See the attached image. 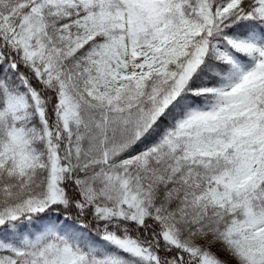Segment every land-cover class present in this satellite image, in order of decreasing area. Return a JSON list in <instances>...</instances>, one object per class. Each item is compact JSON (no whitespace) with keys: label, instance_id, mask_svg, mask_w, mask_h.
I'll list each match as a JSON object with an SVG mask.
<instances>
[{"label":"snow or ice","instance_id":"snow-or-ice-1","mask_svg":"<svg viewBox=\"0 0 264 264\" xmlns=\"http://www.w3.org/2000/svg\"><path fill=\"white\" fill-rule=\"evenodd\" d=\"M0 264H264V0H0Z\"/></svg>","mask_w":264,"mask_h":264}]
</instances>
